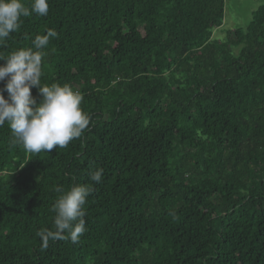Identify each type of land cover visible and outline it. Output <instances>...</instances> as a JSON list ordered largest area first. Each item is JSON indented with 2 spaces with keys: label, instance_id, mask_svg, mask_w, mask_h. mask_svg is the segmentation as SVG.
<instances>
[{
  "label": "trees",
  "instance_id": "trees-1",
  "mask_svg": "<svg viewBox=\"0 0 264 264\" xmlns=\"http://www.w3.org/2000/svg\"><path fill=\"white\" fill-rule=\"evenodd\" d=\"M48 3L0 56L54 29L40 82L79 91L91 119L39 154L0 127V264H264V4L219 40L225 0ZM74 183L92 187L87 231L42 249Z\"/></svg>",
  "mask_w": 264,
  "mask_h": 264
},
{
  "label": "clouds",
  "instance_id": "clouds-1",
  "mask_svg": "<svg viewBox=\"0 0 264 264\" xmlns=\"http://www.w3.org/2000/svg\"><path fill=\"white\" fill-rule=\"evenodd\" d=\"M49 12L48 0H30V7L23 0H0V44L11 33L19 31L21 17L33 14L44 17ZM58 33L49 28L44 35H36L32 47L19 48L7 56L0 65V127L8 124L14 144H20L28 153L49 152L54 147L65 148L69 142L80 138L90 124V116L81 107L83 96L69 84H41L42 59L50 38ZM7 78V79H6ZM38 88L41 99L37 102L31 89ZM4 92H7L5 98ZM102 168L90 172V180L100 183ZM60 195L51 211L54 231L47 228L37 232L41 248L49 241L70 240L73 244L87 231L85 205L92 192L86 184H72L67 190L55 189Z\"/></svg>",
  "mask_w": 264,
  "mask_h": 264
},
{
  "label": "rangeland",
  "instance_id": "rangeland-1",
  "mask_svg": "<svg viewBox=\"0 0 264 264\" xmlns=\"http://www.w3.org/2000/svg\"><path fill=\"white\" fill-rule=\"evenodd\" d=\"M263 4L264 0H225L223 24L214 31V38L224 40L228 30L246 27L253 12Z\"/></svg>",
  "mask_w": 264,
  "mask_h": 264
}]
</instances>
